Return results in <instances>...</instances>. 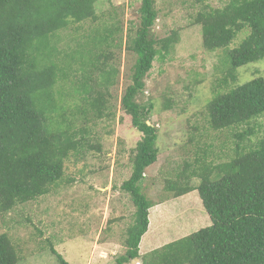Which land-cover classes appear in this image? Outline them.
<instances>
[{
    "label": "trees",
    "instance_id": "16d2710c",
    "mask_svg": "<svg viewBox=\"0 0 264 264\" xmlns=\"http://www.w3.org/2000/svg\"><path fill=\"white\" fill-rule=\"evenodd\" d=\"M100 1L0 0V216L48 195L62 181L65 161L73 151L85 147L89 130L82 127L72 132L75 123L62 105L63 92L56 93L60 81L64 89L71 84L80 90L67 93L76 102L77 119L90 121L91 116L101 120L115 115L106 94L118 76L109 53L118 28L95 29L88 37V47L68 56L62 66L53 62L60 54L55 44L58 32L70 24L97 22L96 4ZM156 5L157 0H142L140 25L128 40L129 52L137 61L121 106L142 139L132 159V176L122 185L137 209L135 222L127 231V251L115 264L140 259L143 264H264V124L258 125L260 138L251 145H238L230 162L205 168L200 174L193 172L201 181L197 189L169 188L177 198L198 192L212 225L150 256L141 255L154 208L143 194V185L147 170L159 159V132L151 125L154 104L138 99L160 55L157 47L168 51L171 43V39L159 41L153 36L159 18ZM196 22L202 26L207 52H227L225 85L228 79L237 80L239 69L264 60V0H230L222 9L200 12ZM245 30L249 35L237 48L228 50ZM68 63L72 64L71 76L66 75ZM74 64L80 67L75 70ZM207 110L214 131L250 126L263 119L264 79L217 94ZM256 134L251 128L239 139ZM52 253L59 264H69L53 248ZM18 262L11 239L0 235V264Z\"/></svg>",
    "mask_w": 264,
    "mask_h": 264
},
{
    "label": "rangeland",
    "instance_id": "374dc122",
    "mask_svg": "<svg viewBox=\"0 0 264 264\" xmlns=\"http://www.w3.org/2000/svg\"><path fill=\"white\" fill-rule=\"evenodd\" d=\"M229 1L157 0L159 18L153 36L159 41L171 39V43L168 51L157 47L160 55L138 99L154 104L151 125L159 132V159L147 170L143 185V194L154 208L150 210L149 233L140 246L141 255L150 256L210 227L212 221L198 192L177 198L169 188L175 185L197 189L201 181L192 176L193 172L200 174L205 168L230 162L238 145H251L260 138L258 125L264 124V118L250 126L224 131H214L209 124L207 108L217 94L264 79L263 60L239 69L237 80L228 79L225 85L229 74L226 50L207 52L203 47L202 26L196 22L199 13L208 8L222 9ZM141 3L142 0H101L96 4L97 22L70 24L56 35L60 54L53 62L62 66L64 59L90 45L88 37L95 29H119L109 50L110 63L118 76L106 94L115 115L101 120L91 116L90 121L77 119L76 102L67 93L80 90L71 84L64 89L63 83H58L56 93L63 92L62 105L75 123L72 132L87 127L89 133L85 147L73 151L65 161L64 177L48 195L0 216V235L11 239L18 264H59L52 248L69 264H115L127 251V231L135 222L137 209L122 185L132 176V159L142 135L133 128L121 102L132 85L137 61V56L129 52L128 40L140 25ZM248 35L245 30L228 50L237 48ZM78 58L81 60V55ZM67 65L66 75L71 76L72 64ZM73 66L75 70L80 67ZM61 112L58 108L56 113ZM251 128L257 134L240 141L239 135Z\"/></svg>",
    "mask_w": 264,
    "mask_h": 264
}]
</instances>
